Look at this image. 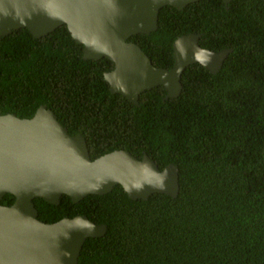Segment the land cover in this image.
I'll list each match as a JSON object with an SVG mask.
<instances>
[{
    "label": "trees",
    "instance_id": "1",
    "mask_svg": "<svg viewBox=\"0 0 264 264\" xmlns=\"http://www.w3.org/2000/svg\"><path fill=\"white\" fill-rule=\"evenodd\" d=\"M201 35L204 49L231 53L217 74L189 66L177 99L163 87L135 106L112 94L107 58L84 60L66 26L41 39L22 29L0 41V115L32 118L45 105L93 160L124 150L161 170L179 167L180 193L132 200L121 186L75 204L34 201L39 219L86 216L106 225L79 264H264V0H201L165 7L158 30L131 41L154 65L174 66L175 41ZM7 195L3 205H13Z\"/></svg>",
    "mask_w": 264,
    "mask_h": 264
},
{
    "label": "water",
    "instance_id": "2",
    "mask_svg": "<svg viewBox=\"0 0 264 264\" xmlns=\"http://www.w3.org/2000/svg\"><path fill=\"white\" fill-rule=\"evenodd\" d=\"M199 1L0 0V41L22 29L41 39L66 26L83 46L84 60L107 58L114 64L104 75L112 94L139 106L142 94L163 87L164 100L177 99L189 66L200 64L217 74L231 50L204 49L201 35H184L173 45L174 66L166 69L154 65L131 38L156 32L163 8L181 11ZM232 1L223 0L226 9ZM116 186L132 200L147 201L155 194L176 199L179 167L161 170L147 154L138 159L124 150L93 160L85 138L71 136L45 105L29 119L0 115V264H79L86 241L105 236L107 226L86 216L45 223L34 201L57 206L68 196L77 204ZM7 195L15 197L13 205L1 204Z\"/></svg>",
    "mask_w": 264,
    "mask_h": 264
},
{
    "label": "flooded vegetation",
    "instance_id": "3",
    "mask_svg": "<svg viewBox=\"0 0 264 264\" xmlns=\"http://www.w3.org/2000/svg\"><path fill=\"white\" fill-rule=\"evenodd\" d=\"M106 73H108V72H106ZM106 73H105V74H106Z\"/></svg>",
    "mask_w": 264,
    "mask_h": 264
}]
</instances>
